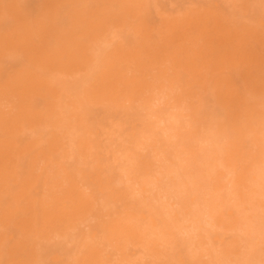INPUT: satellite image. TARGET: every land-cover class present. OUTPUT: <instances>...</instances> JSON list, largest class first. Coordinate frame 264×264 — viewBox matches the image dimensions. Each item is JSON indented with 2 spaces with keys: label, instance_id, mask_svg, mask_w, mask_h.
I'll return each mask as SVG.
<instances>
[{
  "label": "rangeland",
  "instance_id": "374dc122",
  "mask_svg": "<svg viewBox=\"0 0 264 264\" xmlns=\"http://www.w3.org/2000/svg\"><path fill=\"white\" fill-rule=\"evenodd\" d=\"M259 22L264 0H0V264H264Z\"/></svg>",
  "mask_w": 264,
  "mask_h": 264
},
{
  "label": "bare ground",
  "instance_id": "6f19581e",
  "mask_svg": "<svg viewBox=\"0 0 264 264\" xmlns=\"http://www.w3.org/2000/svg\"><path fill=\"white\" fill-rule=\"evenodd\" d=\"M260 2H262V1H260ZM260 4H261V3H260ZM44 5H45V4H44ZM254 5H255V4H254ZM261 5H262V4H261ZM47 6H48V5H47ZM218 6H219V5H218ZM262 6H263V5H262ZM57 7H58V6H57ZM211 8H212V7H211ZM215 8H216V7H215ZM38 9H40V8H38ZM47 9H48V8H47ZM57 9H58V8H57ZM216 10H217V9H216ZM261 10H262V9H261ZM39 11H40V10H39ZM53 11H54V10H53ZM210 11H212V10H210ZM214 11H215V9H214ZM216 12H217V11H216ZM233 12H234V11H233ZM215 14H216V13H215ZM54 16H56V15H54ZM54 18H55V17H54ZM261 21H262V20H261ZM251 23H252V22H251ZM259 25H260V26H264V25H262L260 22H259ZM250 26H251V25H250ZM205 27H206V26H205ZM205 27H204V28H205ZM225 27H226V26H225ZM255 28H256V27H255ZM205 30H207V28H206ZM243 30H244V29H243ZM248 30H249V29H248ZM263 30H264V29H263ZM200 31H201V30H200ZM222 31H223V29H222ZM205 32H206V31H205ZM214 32H215V31H214ZM226 32H227V31H226ZM253 32H254V31H252V34H253ZM219 33H220V32H219ZM254 33H255V32H254ZM200 34H202V33H200ZM204 34H205V33H204ZM223 34H224V33L222 32V35H223ZM248 34H249V33H248ZM252 34H251V35H252ZM262 34H263V32H262ZM255 35H256V34H255ZM95 36H97V35H95ZM205 36H206V34H205ZM223 36H224V35H223ZM225 36H226V35H225ZM247 36H248V35H247ZM257 36H258V35H257ZM92 37H93V36H92ZM250 37H251V36H250ZM90 38H91V37H90ZM95 38H98V37H95ZM225 38H226V37H225ZM217 39H218V38H217ZM220 39H222V38H220ZM100 40H101V39H100ZM102 40H103V39H102ZM212 40H213V39H212ZM247 40H248V39H247ZM93 41H94V40H93ZM239 41H240V40H239ZM262 41H263V40H262ZM98 42H99V41H98ZM102 42L105 43V41H101V43H102ZM96 44H97V43H96ZM229 44H230V42H229ZM254 44H256V43H254ZM263 45H264V44H263ZM98 47H99V45H98ZM100 49H101V48H100ZM101 51H102V50H101ZM242 62H243V61H242ZM238 63H239V62H238ZM242 76H243V75H242ZM241 79H242V78H241ZM243 79H244V78H243ZM251 83H252V82H251ZM104 85H105V84H104ZM104 85H103V86H104ZM258 85H260V84H258ZM106 86H107V83H106ZM106 86H105V87H106ZM115 87H116V86H115ZM108 88H109V87H108ZM108 88H107V90H105V91H108ZM100 89H102V88H100ZM103 89H104V88H103ZM116 89H117V88H116ZM109 90H111V89H109ZM256 91H257V90H256ZM103 92H104V90H103ZM262 92H263V91H262ZM104 93H105V92H104ZM107 93H108V92H107ZM115 93H116V90H115ZM117 93H119V92L117 91ZM117 93H116V94H117ZM108 94H109V93H108ZM110 94H111V91H110ZM110 94H109V95H110ZM103 96H107V95H103V94H102V97H103ZM110 96H111V95H110ZM110 96H107V98L110 97ZM113 96H114V94H113ZM124 96H125V95H124ZM121 97H122V96H121ZM124 98H126V96H125ZM124 98H123V99H124ZM128 98H129V97H128ZM129 100H130V99H129ZM156 101H159V98L156 99ZM37 113H38V112H36V114H37ZM42 114H43V113H42ZM41 116H42V115H41ZM35 117H36V116H35ZM35 117H33V119H34ZM26 118H27V117H26ZM40 118H41V117H40ZM36 119H37V118H36ZM36 119H34V120H36ZM38 119H39V117H38ZM38 119H37V120H38ZM41 119H42V118H41ZM34 120H33V121H34ZM159 120H160V119H159ZM163 120H164V119H163ZM21 121H22V120H21ZM33 121H31V122H33ZM39 121H40V120H39ZM160 121H162V119H161ZM23 122H24V121H23ZM35 123H36V121H35ZM35 123H34V124H35ZM38 123H39V122H38ZM42 123L45 124L44 120H43ZM19 124H21V123L19 122ZM25 124H26V122H25ZM27 124H28V125H27L26 127H28V128L30 127L29 125H32L31 123H28V122H27ZM39 124H40V123H39ZM45 125H46V124H45ZM47 125H48V124H47ZM47 125H46V126H47ZM19 126H20V125H19ZM22 126H23V125H22ZM24 126H25V125H24ZM33 126H34V125H33ZM20 127H21V126H20ZM21 128H22V127H21ZM21 128H20V129H21ZM28 128H26V129H28ZM30 128L32 129V127H30ZM69 128H70V127H69ZM73 129H74V127H73ZM34 132H35V130H34ZM7 145H8V144H7ZM6 147H7V146H6ZM14 150H15V149H14ZM20 151H21V150H20ZM11 154L13 155L14 153H11ZM17 154H19V152H17ZM181 154L183 155V153H180V154H178L179 156H177V157H178L179 160L184 161V158L180 157ZM15 155H16V153H15ZM6 156H7V155H6ZM1 157H2V156H1ZM12 157H13V156H12ZM13 158H14V157H13ZM11 159H12V158H11ZM11 159H10V161H11ZM3 160H5V158H4V159L2 158V161H3ZM8 160H9V158H8ZM8 160H6V162H8ZM37 160H38V159H37ZM37 160H36V161H37ZM4 162H5V161H4ZM12 163H13V162H11L10 165H12ZM30 163H31V162H30ZM2 164H3V163H2ZM8 164H9V163H8ZM6 165H7V164H6ZM15 165H16V164H15ZM28 166H29V165H28ZM36 166H37V165H36ZM36 166H35V167H36ZM260 166H262V165H260ZM260 166H258L259 168H258V170H256V174H257L256 177H258V179L261 180V179L264 178V176H263V175H264V174H263L264 167H260ZM3 167H4V166H3ZM10 167H11V166H10ZM12 167H13V166H12ZM38 167H39V166H38ZM255 167H257V165H256ZM4 168H5V167H4ZM6 168H7V167H6ZM29 168H30V167H29ZM181 168L183 169V167H181ZM1 169H2V168H1ZM8 169H9V168H8ZM39 169H40V167H39ZM34 170H35V169H34ZM183 170H184V169H183ZM183 170L181 171L180 169H178V167H177L176 169H172V168H171V170L168 169V170L166 171V173H165L163 176H165L164 178H167V176H169L170 174H173V175L175 176V178L181 179L182 177H185V173L183 172ZM18 171H19V170H17L16 173H18ZM27 171H28V170H27ZM27 171H26V173H27ZM35 171H36V170H35ZM32 172H33V171H32ZM1 173H2V172H1ZM9 173H10V172H8V174H9ZM13 173H14V171H13ZM13 173H11V176H12ZM16 173H15V174H16ZM24 173H25V172H24ZM24 173H23V174H24ZM26 173H25V174H26ZM6 174H7V173H6ZM6 174H5V176H6ZM21 174H22V173H21ZM2 175H3V174H2ZM13 175H14V174H13ZM28 175H29V174H28ZM38 175H39V174H38ZM40 175H41V174H40ZM5 176H4V177H5ZM14 176H16V175H14ZM29 176H30V175H29ZM262 177H263V178H262ZM9 178H10V176L7 178V180H8ZM11 178H12V177H11ZM13 178H14V177H13ZM4 179H6V178H4ZM8 181H9V180H8ZM8 181H7L6 183H9ZM15 181H16V180H15ZM84 181H85V180H84ZM84 181H83V182H84ZM256 181H257V180H256ZM1 182H2V181H1ZM12 182H13V181H12ZM78 182H79V181H78ZM83 182H82V183H83ZM154 182H155V181H154ZM154 182L151 181V184H153L152 186H155V185H156V184L154 185ZM6 183H4V184H6ZM1 186H3V185H1ZM23 187H24V185H23ZM28 187H29V186H28ZM77 187H78V186H77ZM82 187H83L84 191H88V190H90V189L86 186V184H85V185L82 184ZM156 187L158 188L159 186H156ZM24 188H25V187H24ZM26 188H27V187H26ZM80 188H81V187H80ZM160 188H161V187H159V189H160ZM30 189H31V191H32L33 188H29V192H30ZM78 189H79V188H78ZM161 189H162V188H161ZM161 189H160V190H161ZM34 190H35V189H34ZM79 190H80V189H79ZM142 191H143V190H142ZM27 192H28V191H27ZM139 192H140V191H139ZM139 192H138V193H139ZM160 192H161V191H160ZM164 192H165V191H164ZM35 193H37V192H35ZM81 193H82V191H81ZM82 194H83V193H82ZM20 195H23V194H20ZM31 195H33V194L31 193ZM34 195H35V194H34ZM85 196H86V195H85ZM87 197H89V196H87ZM161 197H162V198H161ZM163 197H164L165 199H166V198L169 199V200L171 199V196H168V195L166 194V192H165L162 196H160L161 199H163ZM167 202H168V201H167ZM168 205H177V203H175V202H174V203H168ZM204 206H206V205H204ZM204 208H205V207H204ZM207 208H208V207H207ZM203 210H204V209H201L200 212L203 213V215L206 216V218H209V220H210V219L212 218V216H211L210 213L208 212V211H210V210H208V211H207V210H206V211H203ZM210 212H211V211H210ZM201 213H200V214H201ZM201 215H202V214H201ZM86 220H87V219H85V221H86ZM85 221L82 220L79 224H82V225H83ZM210 222H211V221H206V224H210L209 226L212 227L214 223L212 224V222H211V223H210ZM258 224H260V223H258ZM86 226H88V225H85V227H86ZM85 227H84V228H85ZM88 228H89V227H88ZM88 228H87V229H88ZM195 228H196V227H194V228L192 227L191 230L193 231ZM194 231H195V230H194ZM185 232H186V235H187V234H189L191 231H190V232H189V231H188V232H187V231H184V233H185ZM52 235H53V234H52ZM59 235H60L59 233H58V234L55 233L53 236H54V237L57 236V238H58ZM91 236H92V237H95L96 234L93 233V234H91ZM54 237H53V238H54ZM51 238H52V237H51ZM51 238H50V239H51ZM11 239H12V238H11ZM11 239H10V240H11ZM92 239H93V238H92ZM93 240H94V239H93ZM113 253H114V252H113ZM113 253H112V254H113ZM112 254H111V256H115V255H116V253H114L115 255H114V254L112 255ZM206 255H207V254H206ZM109 259H110V258H109ZM111 260H112V259H110V261H111ZM251 260H252V259L250 258V260H248V262L251 261ZM51 262H52L53 264H57V263L59 262V258H58L57 256L52 257V258H51ZM113 262H114V261H113ZM245 262H246V261H245ZM52 263H51V264H52ZM59 263H60V262H59ZM59 263H58V264H59ZM257 263H258V262H257Z\"/></svg>",
  "mask_w": 264,
  "mask_h": 264
}]
</instances>
